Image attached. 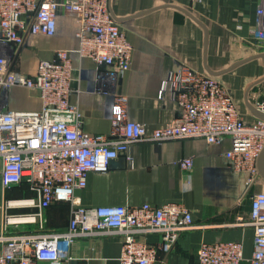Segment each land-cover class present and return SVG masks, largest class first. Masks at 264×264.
<instances>
[{"label": "built area", "instance_id": "2783aa9c", "mask_svg": "<svg viewBox=\"0 0 264 264\" xmlns=\"http://www.w3.org/2000/svg\"><path fill=\"white\" fill-rule=\"evenodd\" d=\"M192 3L202 0H188ZM61 11L78 20V54L96 65L123 73L133 64L134 47L114 20L110 0H0V44L12 54L0 56V164L4 187L26 181L33 196L6 203L0 233V264H63L72 260L78 239L118 236L123 239L120 264H159L160 252L172 251L182 234L197 228L192 211L182 203L134 207H83L76 192L87 186L91 172L105 173L112 161L128 157L133 144L203 138L209 144L231 141L225 153L228 165L246 177L248 188L264 179V79L248 91L254 119L242 115L228 86L210 73L187 65L172 71L162 83L159 98L169 94L178 105L173 123L148 130L129 120L127 97L113 108L109 135L83 129L84 116L71 103L73 60L59 50L53 60L40 61L36 75L14 68L30 34L53 36ZM258 25L252 30L254 48L264 51V0L257 9ZM14 86L34 91L42 101L40 110L3 109L5 93ZM129 158V157H128ZM189 173L192 159L179 161ZM251 211L239 224L253 227L254 250L250 264H264V192H254ZM56 202L71 205L68 228L47 229L46 210ZM36 209L32 212L9 210ZM33 226L34 228H26ZM161 242L149 243L150 235ZM196 264H242L244 246L239 241L203 243ZM162 263V262H161Z\"/></svg>", "mask_w": 264, "mask_h": 264}, {"label": "crops", "instance_id": "0c3cea01", "mask_svg": "<svg viewBox=\"0 0 264 264\" xmlns=\"http://www.w3.org/2000/svg\"><path fill=\"white\" fill-rule=\"evenodd\" d=\"M260 1L110 0L114 20L134 47L132 67L123 73L81 58L78 20L61 11L56 34H30L13 60L14 68L34 76L40 61L53 60L57 51L67 50L73 60L70 101L81 109L83 129L90 134L111 133L113 108L120 96L127 97L129 120L144 124L148 130L173 123L178 105L169 94L160 99L159 91L163 81L181 65L202 73H218L215 76L228 86L244 118L252 121L248 91L264 79V68L239 80L229 74L255 59L261 58L264 66V51L253 47L258 43L252 35L258 25ZM10 48L0 44V56L13 55ZM2 104L3 109L16 111L42 108L40 97L22 86L7 91ZM230 149L229 139L221 144H209L203 138L133 144L129 158L121 156L112 161L105 173L88 174L87 186L76 192V202L93 208L182 203L192 211L197 228L184 232L169 253L160 252L159 264H196L197 250L203 243L226 241L241 242L242 264H250L254 229L240 225L239 219L249 217L250 196L264 192V179L248 188L246 177L238 175L226 161L225 153ZM187 158L193 162L189 173L179 163ZM29 196L33 192L26 181L4 187L0 164V233L7 201ZM70 214L69 203L53 204L45 212L47 229H67ZM146 240L158 244L161 236L150 235ZM122 244L118 236L78 239L72 247V260L63 264H120Z\"/></svg>", "mask_w": 264, "mask_h": 264}, {"label": "rangeland", "instance_id": "374dc122", "mask_svg": "<svg viewBox=\"0 0 264 264\" xmlns=\"http://www.w3.org/2000/svg\"><path fill=\"white\" fill-rule=\"evenodd\" d=\"M261 59V58H260ZM260 59H255L252 60L254 62H249L248 65L246 66H242L240 68H236L235 70H233L229 75L230 77L232 76H236L237 80L242 79L243 75L245 76V74H250V73H254L255 71L260 70V68H264V66L261 63ZM259 65V66H258ZM219 79V78H218ZM222 81V80H221ZM248 108V106L246 105V109ZM249 109V108H248Z\"/></svg>", "mask_w": 264, "mask_h": 264}, {"label": "water", "instance_id": "95a60500", "mask_svg": "<svg viewBox=\"0 0 264 264\" xmlns=\"http://www.w3.org/2000/svg\"><path fill=\"white\" fill-rule=\"evenodd\" d=\"M235 67H237V66H234L233 68H231V69H234ZM210 74H212V75H218V73H213V72H209ZM264 157V151H263V153H262V155H261V159ZM262 174H263V176H264V170H262Z\"/></svg>", "mask_w": 264, "mask_h": 264}, {"label": "trees", "instance_id": "16d2710c", "mask_svg": "<svg viewBox=\"0 0 264 264\" xmlns=\"http://www.w3.org/2000/svg\"><path fill=\"white\" fill-rule=\"evenodd\" d=\"M27 183H28V182H27ZM28 186H29V188H30V185H29V183H28ZM56 203H57V202H56ZM54 204H55V203H54ZM52 205H53V204H52ZM52 205H51V206H52ZM51 206H50V207H51ZM70 207H71V205H70Z\"/></svg>", "mask_w": 264, "mask_h": 264}]
</instances>
